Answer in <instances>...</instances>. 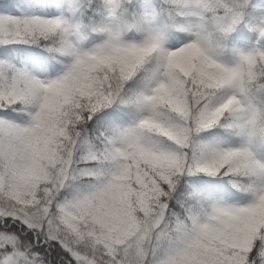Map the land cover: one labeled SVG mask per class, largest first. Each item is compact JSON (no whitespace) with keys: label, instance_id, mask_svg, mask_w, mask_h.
I'll use <instances>...</instances> for the list:
<instances>
[{"label":"snow or ice","instance_id":"1","mask_svg":"<svg viewBox=\"0 0 264 264\" xmlns=\"http://www.w3.org/2000/svg\"><path fill=\"white\" fill-rule=\"evenodd\" d=\"M0 264H264V0H0Z\"/></svg>","mask_w":264,"mask_h":264}]
</instances>
